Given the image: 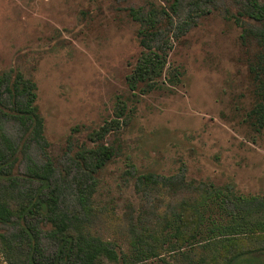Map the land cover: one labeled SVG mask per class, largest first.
I'll list each match as a JSON object with an SVG mask.
<instances>
[{
	"label": "rangeland",
	"instance_id": "rangeland-1",
	"mask_svg": "<svg viewBox=\"0 0 264 264\" xmlns=\"http://www.w3.org/2000/svg\"><path fill=\"white\" fill-rule=\"evenodd\" d=\"M197 1L183 0L173 16L170 29L177 40L167 38L165 30L152 42L168 51L157 79L164 84L141 92L132 90L128 81L144 52L140 25L128 8L143 6L144 0H0V73L5 78L0 82V125L19 150L4 170L16 172L25 186H37L26 175L27 157L38 163L50 159L59 174L68 170L64 208L75 211L80 210L76 183L85 174L65 157V149L103 144L115 148L114 157L94 173V204L102 213L90 224L95 234L113 241L124 253H131L132 223L140 230L160 215H171L186 196L168 187L162 193L140 195L131 179L135 171L175 176V183L185 179L209 190L221 188L233 199L264 198V130L245 121L252 102L242 62L241 28L226 12L227 8L236 12L241 0ZM17 72L36 84L33 88L25 79L31 95L20 92L33 101L42 120L48 154L11 112L15 91L8 77ZM171 76L177 82L166 84ZM76 126L81 130L74 131ZM219 211L215 209L216 214ZM186 221L191 233L175 234L173 223L162 235L160 257L132 264H178L185 253L197 257L209 243L214 262L221 264L231 249L248 248L249 240L258 236L212 240L211 220L201 228L191 217ZM51 227L43 216L0 221V233L20 232L38 262L62 264L64 253L48 235ZM259 262L264 264V258ZM0 264H9L1 251Z\"/></svg>",
	"mask_w": 264,
	"mask_h": 264
},
{
	"label": "trees",
	"instance_id": "trees-1",
	"mask_svg": "<svg viewBox=\"0 0 264 264\" xmlns=\"http://www.w3.org/2000/svg\"><path fill=\"white\" fill-rule=\"evenodd\" d=\"M214 3L217 0H206ZM143 6L128 8L131 18L139 23L138 38L144 48L139 58L134 76L128 81L132 90L140 88L141 92H149L162 88L164 83H157L162 77L163 69L168 61V51L159 45H151L158 40L165 30L167 38L173 34V16L178 12L183 0H144ZM198 4L197 0H194ZM238 9H226L228 17L234 18L240 26V45L242 46V62L245 64V79L247 92L252 102L246 112L245 121L257 131L264 130V0H241ZM209 11V9H206ZM204 12V11H203ZM168 29V30H167ZM169 36V37H168ZM172 48V45L169 47ZM17 72L8 77L14 88V112L23 127L31 129L33 138L44 154L49 153L50 143L44 138L41 118L33 101L21 96L26 91L31 95L32 87L25 81L26 76ZM176 75H178L176 73ZM5 79L0 73V82ZM23 84H16L18 81ZM175 76L166 79L165 83L175 84ZM33 88L35 82L30 78ZM1 86V85H0ZM19 91V92H17ZM0 110L2 104L0 101ZM123 112V111H122ZM81 130L76 126L74 131ZM19 150L15 141L9 137L0 125V221H11L13 218L26 219L43 216L51 231L49 237L57 242L64 253L62 264H103L104 260L132 264L144 263L154 257H160L163 245L162 235L165 228L174 223L175 234L191 233L186 218H192L197 227L201 228L204 221H212L211 237H234L239 234L255 236L250 239L248 248L241 250L231 249L221 264H260L264 258V198L256 195H235L234 199L224 189L209 190L208 187L195 184L194 181L175 183V176H162L153 172L132 174L135 192L142 195L160 191L168 187L172 193L184 192L186 195L179 204L173 207L171 215H160L149 225L138 230L132 223L128 238L130 254L121 251L116 243L106 240L95 234L91 222L99 217L100 210L95 207L94 194L96 179L94 173L105 166L116 154L115 148L110 145L101 147H86L83 150L73 151L68 146L64 155L71 163L76 164L84 171L85 178L77 180L78 204L80 210H69L64 207L65 182L68 179V170L59 174L56 167L49 161L38 163L27 157L26 175L37 186H25L16 172H6V166L14 162ZM48 156V155H47ZM30 182V181H28ZM168 184V185H167ZM47 191V192H45ZM186 193V194H185ZM47 194V195H46ZM215 209L220 210L216 214ZM132 215H130L131 217ZM218 218V219H216ZM193 221V222H194ZM182 225L184 228H182ZM193 235H197V230ZM257 243V247L249 244ZM210 245V247H209ZM0 251L4 253L9 264H48L40 263L31 254V245L20 233L8 236L0 233ZM211 243L204 245V252L193 256L185 253L178 264H219L215 263Z\"/></svg>",
	"mask_w": 264,
	"mask_h": 264
}]
</instances>
